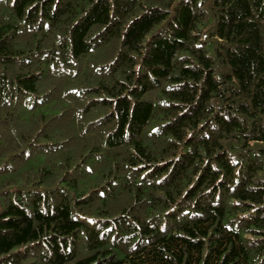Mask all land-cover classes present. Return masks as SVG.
Listing matches in <instances>:
<instances>
[{
    "label": "trees",
    "instance_id": "trees-1",
    "mask_svg": "<svg viewBox=\"0 0 264 264\" xmlns=\"http://www.w3.org/2000/svg\"><path fill=\"white\" fill-rule=\"evenodd\" d=\"M0 264H264V0H0Z\"/></svg>",
    "mask_w": 264,
    "mask_h": 264
}]
</instances>
